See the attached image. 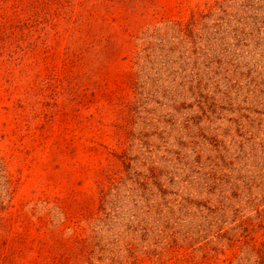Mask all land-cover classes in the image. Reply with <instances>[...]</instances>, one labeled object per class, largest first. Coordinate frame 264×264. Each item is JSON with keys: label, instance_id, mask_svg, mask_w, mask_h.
<instances>
[{"label": "rangeland", "instance_id": "obj_1", "mask_svg": "<svg viewBox=\"0 0 264 264\" xmlns=\"http://www.w3.org/2000/svg\"><path fill=\"white\" fill-rule=\"evenodd\" d=\"M218 1L0 0V264H264V0Z\"/></svg>", "mask_w": 264, "mask_h": 264}, {"label": "trees", "instance_id": "obj_2", "mask_svg": "<svg viewBox=\"0 0 264 264\" xmlns=\"http://www.w3.org/2000/svg\"><path fill=\"white\" fill-rule=\"evenodd\" d=\"M65 1H66L65 2L66 4L64 6H66V7L61 8V10L59 11L60 13L59 12L57 13V17L58 18L60 17L62 19L64 18L65 22L72 21L74 24L77 23L78 28L81 25L82 16H83L84 12H88L90 17L96 16L95 13H91L93 7L96 8L99 5H101L103 7V9L105 11L104 12L105 16H103L101 20L103 23H106L109 19L108 17L112 15L114 9H116L117 7L127 9L128 8L127 6L129 5V3L126 2L127 0H95V1H92V0H65ZM230 1H231V3H228ZM249 1L250 0H221V1H218L215 3V7L209 9L207 12L198 14L197 16L193 15L190 18V20L188 21L187 25H189V26L195 25L199 21L200 18L205 19V18H209L210 16H212V17L217 16L218 19H220L222 21L224 19L225 15H230L229 11L227 10L228 7H234L235 4H237V2L245 3L244 4L245 6L250 7V5H247V4H249L248 3ZM77 7H78V12H75V9ZM67 8H69L71 10L65 12V9H67ZM72 12H75V13H72ZM262 13L264 15V7L263 6H262ZM262 18H263V16H262ZM219 23H220V21L218 22L217 26L220 25ZM124 30H126V29H124ZM87 31L91 34L90 29H88ZM122 32H126V31H122ZM95 36H96V34L93 36V38ZM108 37H110V35H108ZM93 38H91V40L97 41L96 37L94 39ZM100 39H104V38L100 36L99 40ZM105 39H107V38H105ZM90 46H92V45H90ZM90 46H87V49ZM87 51H89V50H87ZM83 53L85 54L86 52L83 51ZM83 53L80 52L81 55H76V56H79V58H80L82 55H84ZM112 55H114L113 52H111L109 54V57ZM0 162H1V159H0ZM1 164H2V162H1ZM70 237L73 239L75 238V236L73 234Z\"/></svg>", "mask_w": 264, "mask_h": 264}]
</instances>
